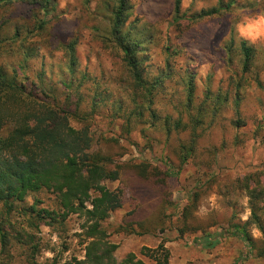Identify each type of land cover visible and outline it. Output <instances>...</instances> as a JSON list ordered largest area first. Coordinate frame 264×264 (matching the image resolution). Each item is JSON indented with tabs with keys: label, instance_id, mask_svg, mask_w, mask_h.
Returning <instances> with one entry per match:
<instances>
[{
	"label": "trees",
	"instance_id": "obj_1",
	"mask_svg": "<svg viewBox=\"0 0 264 264\" xmlns=\"http://www.w3.org/2000/svg\"><path fill=\"white\" fill-rule=\"evenodd\" d=\"M131 1L105 0L108 13L103 19L107 27L104 29L99 24L91 28V38L113 56L109 73L94 79L79 69V37L67 43L58 39L50 27L47 17L58 10L59 0H0V243L6 261L12 259L11 249L18 242L28 247L32 264H37L34 258L40 250L39 244L23 226L15 228L10 219L17 211L33 221L45 220L46 216L55 220L53 216L58 213L19 207L30 194L47 190L57 195L61 217L75 214L85 219V258L66 264H146L134 253L119 261L115 256L118 245L109 241L103 226L123 205L122 191L110 190L105 183L118 181L125 165H114L111 156L93 150L91 127L83 122H88L87 116L100 113L101 105H112L111 116L123 121L127 134L139 125H147L149 130L164 134L168 141L176 137L180 167L197 155L201 140L210 134L217 121L224 120L228 108L233 111L230 124L236 131L235 143L241 142L238 130L248 120L242 108L245 88L254 87L264 93V68L258 70L261 55L257 47L231 35L224 49L229 65L235 57L239 59L236 73V67H232V75L220 85L218 94L207 87L199 97L195 73L189 69H175L168 59L156 73L149 71L145 65L149 61L147 44L154 37L149 35L145 41L135 37L138 22L131 21ZM83 3L89 9L92 0ZM18 5L28 6V13L15 14ZM182 6L183 0H175L176 23L184 17ZM3 30L11 36L3 37ZM166 50L169 52L170 48ZM44 51L61 52L70 75L58 77L57 82L53 79L54 69L46 65L34 75L29 74L33 62L41 59ZM10 54L19 57L16 65L3 61ZM179 76H182V82L178 83L182 96L171 101L172 112L167 111L160 104L161 95L167 83ZM92 81L96 82L95 86ZM72 118L78 119L82 127H74ZM263 132L264 127L259 126L254 136L258 138ZM135 168L136 174L130 176V181L148 187L157 195L158 209L153 223L145 219L126 221V230L137 233L135 230L139 228L142 230L139 235L157 234L164 230L165 205L172 204L168 192L170 174L147 162ZM238 190L247 193L251 216L246 227L235 229L254 252L257 248L247 227L256 226L264 237V165L224 185L220 192L232 206L237 202L234 197ZM161 202L165 205L161 206ZM197 202L195 195L182 210L181 234L201 230L195 224ZM28 224L38 228L33 222ZM262 244L258 257H264V238ZM142 255L154 264H170V252L162 243L156 249H143Z\"/></svg>",
	"mask_w": 264,
	"mask_h": 264
},
{
	"label": "rangeland",
	"instance_id": "obj_2",
	"mask_svg": "<svg viewBox=\"0 0 264 264\" xmlns=\"http://www.w3.org/2000/svg\"><path fill=\"white\" fill-rule=\"evenodd\" d=\"M104 2L92 0L88 9L83 0H59L58 10L47 17L58 39L68 43L79 37V69L82 73H90L94 79L109 73L113 65L112 54L105 52L90 36L92 27L99 24L104 29L107 27V21L103 19L108 13ZM174 2L131 1V21L138 22L135 37L144 41L149 35L153 34L154 37L153 42L147 44L149 61L145 65L150 72L156 73L169 59L175 69H189L195 73L199 97L203 96L207 87L217 93L220 85L232 75L231 68L236 67V73L239 64V59L235 57L232 65H229L224 49L233 34L257 47L261 55L258 70L264 68V0H183L184 17L179 23L174 21ZM29 9L26 5H18L14 13L23 16ZM205 13L210 15L199 17ZM3 31V37L11 36L9 31ZM166 48H170V51ZM10 55L3 61L16 65L19 57ZM66 63L61 52L44 51L42 58L33 62L29 74L34 75L46 65L54 69L53 79L58 82V77L70 75ZM181 82L182 76H179L167 83V89L160 98L165 110L172 112L171 101L182 96V87L178 86ZM95 83L92 81V86ZM243 96V116L248 120L247 125L238 130L241 142L235 143L236 131L230 124L233 111L228 108L224 120L217 121L210 134L201 140L197 155L182 167L175 151L178 146L176 137L168 141L164 134L149 130L147 125H139L131 134H127L123 121L111 116L113 107L110 103L101 105L100 113L91 117L86 115L89 120L83 123L91 127L93 150L111 156L114 165H125V172L118 181L105 183L110 190L122 191V208L103 224L109 241L118 245L115 256L119 261L134 253L146 264H154L142 255V251L145 248L156 249L162 243L170 252V264H264V257H258L264 238L261 231L254 225L247 227L257 248L252 252L235 229L238 226L246 227L251 216L247 193L238 190L234 197L237 202L231 206L220 192L224 185L242 179L264 165V139L261 138L264 132L258 138L254 136L259 126L264 127V93L247 86ZM71 121L74 127H82L78 119L72 118ZM143 162L170 174L168 192L172 204L160 203L161 206L165 205L166 211L164 230L157 234L139 235L137 233H142L139 228L135 230L137 233L126 230V221L145 219L153 223L157 215L158 196L148 187L130 181V176L136 174L135 166ZM130 187L135 191L136 198ZM195 195H198L195 224L201 230L181 234L179 231L184 229L182 210L191 204ZM19 207L20 210L35 207L37 210L58 213L53 216L55 220L46 216L45 220L35 218L33 221L32 217L17 211L11 216L14 227L23 226L34 237V242L39 244L40 250L34 258L37 264H66L73 259L85 258V219L75 214L65 219L61 217L62 210L53 191L42 190L30 194ZM28 221L38 228L28 224ZM29 254L31 256L27 246L14 242L12 259L6 261L1 254L0 243L2 264H32L33 258L30 260Z\"/></svg>",
	"mask_w": 264,
	"mask_h": 264
}]
</instances>
